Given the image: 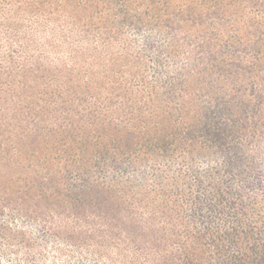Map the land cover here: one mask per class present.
Returning <instances> with one entry per match:
<instances>
[{"label": "trees", "instance_id": "16d2710c", "mask_svg": "<svg viewBox=\"0 0 264 264\" xmlns=\"http://www.w3.org/2000/svg\"><path fill=\"white\" fill-rule=\"evenodd\" d=\"M63 1L0 0V36H71L0 59V216L98 264H264V0Z\"/></svg>", "mask_w": 264, "mask_h": 264}, {"label": "rangeland", "instance_id": "374dc122", "mask_svg": "<svg viewBox=\"0 0 264 264\" xmlns=\"http://www.w3.org/2000/svg\"><path fill=\"white\" fill-rule=\"evenodd\" d=\"M38 2L43 4L49 11L58 12L57 17L63 14L60 11L65 9L64 6L66 5L63 0H38ZM48 2L52 3V8ZM75 2L78 1L71 0V7H73V3ZM191 17L197 18L198 16ZM196 20L199 22L198 19ZM16 29L23 33L19 36L21 39L27 37L23 41V45L19 44L16 38L12 39L9 36H5V34L4 36H0L1 41H3L0 44V59L7 62V65H23L24 63L21 61L34 58V61H37L40 66L54 70L60 62L66 61L67 54L65 48L58 50V47L61 45L60 42H63V38H67L66 42L71 43L70 31L66 30L64 26H53L48 22H42L41 26L37 27L33 20H26L18 24ZM132 30L130 25L125 24L127 35L134 36L135 32ZM3 39H7V42L11 44V48H14V51H7L6 47L8 45H6L7 43ZM10 52L13 54H10ZM40 58H43V60L40 61ZM0 222H6L14 230H26L27 236L31 237L36 245L35 255L37 257L34 258L32 255L27 256L29 250L24 245L21 250H14L15 248L3 246L0 247L2 250V253H0V264H98L92 259H82L83 255L81 252L46 236L38 226H35L25 218L2 215L0 216ZM10 250L17 251V253L14 254Z\"/></svg>", "mask_w": 264, "mask_h": 264}]
</instances>
